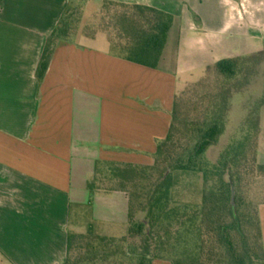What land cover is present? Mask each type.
<instances>
[{"label":"crops","instance_id":"crops-1","mask_svg":"<svg viewBox=\"0 0 264 264\" xmlns=\"http://www.w3.org/2000/svg\"><path fill=\"white\" fill-rule=\"evenodd\" d=\"M86 1L92 14L106 0ZM109 1L173 16L157 68L114 55L104 34L80 36L58 42L40 83L47 38L72 0H0V264H65L72 233L125 236L129 197L100 179L104 164L153 165L189 78L264 52V0ZM250 91L264 92V64ZM259 117L264 165V107ZM259 215L264 247V203Z\"/></svg>","mask_w":264,"mask_h":264},{"label":"trees","instance_id":"trees-1","mask_svg":"<svg viewBox=\"0 0 264 264\" xmlns=\"http://www.w3.org/2000/svg\"><path fill=\"white\" fill-rule=\"evenodd\" d=\"M72 4L73 0L47 38L36 70L40 83L58 42L72 40ZM100 13L111 19L106 31L114 55L157 68L174 21L172 15L144 5L109 0L102 3ZM263 64L264 52H259L208 66L200 81L188 84L176 95L170 129L165 139L157 141L153 165L104 164L107 174H100V179L116 178V187L128 194V232L117 239L96 236L91 231L86 235L70 234L65 264H77L73 252L83 249V243L91 238L98 242V247L92 244L95 255L127 258L136 264H152L155 260L171 264H246L243 253L248 255L249 264L264 261L259 215L264 200L253 209L251 223L250 202L244 196L248 179L264 177V165L258 161L264 92L254 105L245 108V119L217 161L206 158L227 132L234 94L245 93L260 82ZM191 174L202 175L199 204L178 202L172 195L179 176ZM251 240L260 251L259 259ZM126 244L130 248H124ZM89 253H93L91 249Z\"/></svg>","mask_w":264,"mask_h":264},{"label":"rangeland","instance_id":"rangeland-1","mask_svg":"<svg viewBox=\"0 0 264 264\" xmlns=\"http://www.w3.org/2000/svg\"><path fill=\"white\" fill-rule=\"evenodd\" d=\"M87 1L86 0H73L72 4V29L69 32L70 38L76 39L80 36L86 37H94L98 34L106 35L107 39L109 33L106 31V28L111 23V19L101 15L100 8L97 12L88 14L87 12ZM205 72H201L200 74L193 75L189 78L188 84L198 82L204 77ZM256 84V83H255ZM249 90V91H248ZM257 95V94H256ZM254 92H251L250 89H247L245 93H236L232 99V108L229 115V123L227 127V132L220 138V142L217 146L211 148L206 153V158L210 162L217 161L219 157L220 151L223 147L229 142L231 139V135L237 131L240 123L246 117V107L248 105H254L258 95L256 96ZM260 97V96H259ZM256 176V172L254 173ZM178 187L173 191V198L178 202H188L192 204H199L202 201V186L203 179L201 174H191L186 176H179L178 178ZM244 196L247 199V202H250L251 212L253 209L264 200V177L253 179L252 177L248 179L244 186ZM143 216V215H141ZM251 223L254 221L253 212L251 213ZM252 228H249V235H251ZM93 234V233H92ZM90 241L84 242L86 244L83 249H78L73 252V258L79 260L77 264H136L135 260H130L127 258L120 257H108L103 258L99 255L94 254L93 245H97L98 242L93 238L88 239ZM88 242H91L89 245ZM130 244L132 242L129 241ZM128 243V244H129ZM88 244V249H87ZM251 247L255 252V255L260 258V251L255 246L251 240ZM121 248V244H119ZM130 245H125L124 248H128ZM130 248V247H129ZM89 249L92 250L93 253L87 254ZM87 250V251H86ZM244 254V261L246 264H249L248 255ZM225 264V263H224ZM250 264H264L262 260L252 261Z\"/></svg>","mask_w":264,"mask_h":264},{"label":"water","instance_id":"water-1","mask_svg":"<svg viewBox=\"0 0 264 264\" xmlns=\"http://www.w3.org/2000/svg\"><path fill=\"white\" fill-rule=\"evenodd\" d=\"M235 195H234V191H233V202H234V200H235V197H234Z\"/></svg>","mask_w":264,"mask_h":264}]
</instances>
